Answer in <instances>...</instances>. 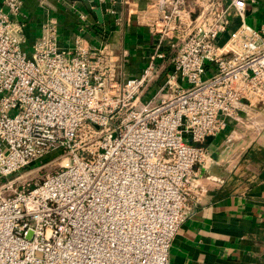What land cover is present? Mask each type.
Listing matches in <instances>:
<instances>
[{
  "label": "built area",
  "instance_id": "obj_1",
  "mask_svg": "<svg viewBox=\"0 0 264 264\" xmlns=\"http://www.w3.org/2000/svg\"><path fill=\"white\" fill-rule=\"evenodd\" d=\"M22 1L0 8V177L52 150L66 163L0 183V264H169L203 142L261 92L260 32L241 20L218 43L229 23L219 0H157L145 67L118 80L104 45L60 48L50 27L24 50ZM244 4L231 2L239 16ZM170 52V94L137 107Z\"/></svg>",
  "mask_w": 264,
  "mask_h": 264
},
{
  "label": "crops",
  "instance_id": "obj_2",
  "mask_svg": "<svg viewBox=\"0 0 264 264\" xmlns=\"http://www.w3.org/2000/svg\"><path fill=\"white\" fill-rule=\"evenodd\" d=\"M231 2L219 0L229 23L218 43L243 20L260 32L264 49V0H245L242 16ZM156 10L157 0H23L14 19L24 50L50 27L60 48L104 45L123 80L145 67L156 40L148 27ZM155 63L158 69L138 94L137 107L170 94L163 77L171 64ZM222 119L220 130L203 142L204 160L186 181L185 217L168 248L169 264H264V81L258 96L242 99Z\"/></svg>",
  "mask_w": 264,
  "mask_h": 264
},
{
  "label": "rangeland",
  "instance_id": "obj_3",
  "mask_svg": "<svg viewBox=\"0 0 264 264\" xmlns=\"http://www.w3.org/2000/svg\"><path fill=\"white\" fill-rule=\"evenodd\" d=\"M170 56V54H166L165 56V60H167L168 65L170 64ZM159 73V78H161V73H164V71L162 70ZM146 88L148 89L147 86ZM65 157L66 155H64V153H60L58 150H52L46 156L41 157L33 162H30L25 167L14 171L9 175L0 177V183L13 178L15 179L13 186L19 185V183L21 182L33 183L36 181H40L45 175L53 173L54 171L60 168V165L65 164Z\"/></svg>",
  "mask_w": 264,
  "mask_h": 264
}]
</instances>
